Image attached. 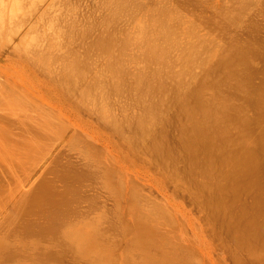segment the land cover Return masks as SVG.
<instances>
[{"label": "rangeland", "instance_id": "1", "mask_svg": "<svg viewBox=\"0 0 264 264\" xmlns=\"http://www.w3.org/2000/svg\"><path fill=\"white\" fill-rule=\"evenodd\" d=\"M9 1L10 0H8V2H6V1L5 2L7 3L8 7L11 6L12 8L10 9V8H7V6H6L7 13H5L4 7H3L4 9L0 8V10L3 11L2 13H4V17L6 19V20H4L5 22L4 21L0 22V110H1V112H0V126L3 124L0 127V130L2 129L0 133H2V131H6V133H2V135L0 134V139L3 137V139L5 141L4 135H6L8 137V140L11 139L12 141H14L13 142L14 145L18 146V144H19V146H20L21 141L23 139V136H22L23 134L21 133L20 130L22 128H24L22 125L23 124L22 122H24V120H25L24 117H25L26 113L31 111L32 103L34 102L33 104L38 108L39 111H40L41 106L43 104L54 105L58 109L62 110L65 115H68V117H70L72 120H74L75 123H78V125L76 124V127L74 125H73V127L78 129L77 132L80 130L79 131L80 136H82L83 139L88 140L90 142V144L92 146H94L97 153H99L100 155L97 157L91 156L90 158H88L91 154L94 155L93 152L92 153L89 152L90 154L88 153V154L84 155V153H85L84 149L80 152V150L78 149L79 147L78 148H71L69 146L68 142H65L61 139V140H59L58 147L55 150H53V152H51L49 154L50 158L53 157V154L59 153L62 161L73 162L76 165H78L81 170L86 168V160L85 159L88 158L87 160L93 161L94 159L98 158L102 162L101 166L104 168V170L110 171L111 176L114 180H119V181L121 180L120 179L121 177L118 174V171L121 170V173L120 172L119 173L121 174V176H123V178L125 180L127 177H130L132 180H135L137 183L141 182L142 184H140V183H138V184L140 186L143 185L145 187V189H144V187L141 186V189H143L141 192V189L139 188V190H140L139 193H141V194L139 195L136 193V195H137V199L139 197L138 200L141 203H144L143 205L146 207V209L147 210L151 209V205H153V203H155L154 198L157 196L158 201L162 204V205L158 206L157 209L163 210L164 208H166V210H168L169 212H171L174 215V216H170L171 219L177 220V222L179 224L178 225L177 223L174 222V224L175 225L177 224L176 226H178L174 229L176 232L171 227L170 228L168 226L165 227L166 230H167V228L170 229L169 231L173 230V235H174V237H177L176 240L178 241L177 244L175 242H173V243L167 242L165 251L168 252V254H171V256L167 255L166 258L169 257L171 259V261L174 262L175 264H186V262H185L186 259L189 258L190 256H192L196 252L197 257L195 256V254L193 255L194 264H258L260 261H262V260L264 261V259H262V258H264V255H263L264 254V244H263V242L262 241L254 242L251 246H245L243 249L238 250V249H236L235 243L233 242V231L231 230V227H230V223H238V221H240V222L246 221V219H249L252 216L255 217L256 215H258L259 212H261L260 216L261 215L264 216V150L262 149L260 142H259L260 137H262L263 133H264V103L261 105L260 108L257 107L256 101L249 95V92H254V91L259 92L262 88H264V0H244L243 1L244 3H242V0H143V2L145 1L144 3L142 2V0H140V1L133 0V3H131L133 6L134 4H136V1L142 2L144 5L146 3L148 7H151L152 4L155 5L157 3L155 5L157 7L158 3L161 1L160 5H158V7H164V8H162V9H165L164 12L168 13L169 11H167L168 9H166V8L169 7V10H171L173 13L176 12L174 14L175 15L177 14V16L179 17V20H181L183 18L181 20L182 24H181V22L177 21L178 19L172 18V20L170 21L172 25L170 24V22H169V25H171L173 27L176 26V28H177V27H179V25H178L179 23L181 25H183V23L186 21V23H184V25L186 26V24H187V28L186 27L184 28V26L180 25V27H183V28H180V27L179 28L182 30L184 29V30L182 31L180 29H177L178 33H179V31H181L185 34L180 36V35H178L177 32H175L177 35V36L176 35L175 36L176 37L179 36V38H176V39H180L182 36L183 37L185 36V38H181V40H180L181 42H182V40H185L187 37L189 42H192V43L195 42V47H196L195 50L199 49V51L196 52L194 58L192 60H190L189 63H186L185 60H184V62H182L181 60H177L179 58L177 56L178 58L177 59L175 58V60L173 62L174 65H173L171 61H168L171 59L170 58L171 56L170 57L168 56V58H170V59L166 58L167 63L171 62V64H169L170 69H172L171 68V65H172V67H174L176 71L178 70L177 73L179 71H181V72H185L186 75L183 76V74L181 72H179L180 74H182V78H179V79H182L185 85L179 84L178 82L180 80L176 76V79H178L177 80L178 82L177 81L176 82L178 83V85H181V86H179V87H181L179 89L177 84L174 82L176 80V79H174L175 76L173 73L175 70L174 71H170V69L168 70L169 67H168L167 63L165 64L168 68H167V71H163V72L165 74L167 72V75L169 74V72H172V75L174 76V77L172 76L174 84L170 85L171 91L167 92V96L166 95L164 96L163 94H162L163 96H160L162 91H160V92L156 91V94H154V95L158 99H160L158 97V96H160L162 98L161 99L162 101H163V99L165 101H168V100H170V101L176 100L177 101V100L183 98V96L178 95V99H176V98L174 99L173 92H175V90H177L178 93H180V90H181V95H184V94H182L183 90H184L185 94L189 93L190 91L192 92V90L199 87V85H201L202 82H204L205 80H207V82H213V81L216 82L217 81V83L219 81H221L220 79L223 78V75L220 76L217 74H221L222 71H221V73H216V70H215L216 65L220 61L225 59L224 57L228 56L231 53V51L235 50L236 48H239L241 50L238 53H240V55L246 59V63L244 65L241 64V65H238V67H237V71L240 72L239 73L240 75L245 73L248 77V83L245 86V90L240 91L239 89L236 88V83H237V76L236 75H232V76L228 75V77L227 76L225 77L224 84L222 85V87H220L221 89H220L219 93L221 94V96H218V99L223 100L225 98H228L229 103H231L232 106H234L235 109L238 111V117L236 115V112L233 110L234 111V114H233V111H232V114L236 115V118L238 119V120L236 119L237 122H234L235 125H238L237 127H239V125L241 123L247 125L244 128V134L242 133L243 135L239 133L240 130L236 131L237 128H235V130H234V128H233L234 125H231V128H232L231 133L235 131L233 136L234 137L239 136L240 140L238 142H240V143L242 142L241 144L238 143L239 145H242L241 147L238 146V147H240V149L238 148L239 149L238 150L239 155H241L242 152H244V151H254L259 156L260 162H258V165L256 167L257 170L256 169H255L256 171L254 170L256 173H254V171L246 173V172L239 170V169H237V170L235 169V170H232V172H230L231 169H229V167H227L225 165L218 167V165H217L215 167V171H213V173L215 175L212 178V184L210 183V185L208 187L205 186L204 189H201V192L199 191L200 187H198L199 186L198 182L202 178H205V179H209V178L206 175L202 174V172L200 170H192L193 172L190 171L191 170L190 169L191 168L190 161H192V160L190 157H188L185 153H183L181 151H178V152H181V154L179 153L180 158L178 157V159H177L180 163L178 161H175V162H177L175 164H177V166H179L178 168H180V169H178V171H176V174L178 176L171 177L166 172V170L165 171L162 170L163 172H165V178L161 177L160 175L159 176H153V177H157L158 180H160V181L155 179L157 181L151 182L147 178H143V177L139 176V174H140L139 170L140 169L141 170L143 168H144V170H146L147 168L150 169V167H153V165H151L150 163H147V161L146 162L142 161L143 162L142 163L139 161L138 158L133 157V155L130 154L131 149L129 148L130 144L128 142V139L127 138L125 139V137H129V136L131 137V136L135 135V133H134L135 130L133 131V129H132L133 127L130 126V123H129L132 121V119L129 120V122H127L126 123L127 125H126L125 124L126 121L125 122L123 121V120H125V117H126L125 115H127V113L132 114V115L134 113H136L138 115V113L140 111H138L137 108L139 107V105L141 103L145 104L147 102V98L149 97V94L146 93L145 94L146 96L148 94V97L145 99L146 102H144V101L140 102V101H142L141 100L142 96L140 97V96L134 94V90H135L134 85L135 84H133L131 82V80L133 81L134 79H131V80L129 79L130 81L128 82V79L126 78L127 79L126 82L128 83V85L123 86L122 88L124 90V87H125V89L127 87L128 92L124 93V91H123V92L117 93L116 91L115 92L112 91L113 93H117V94H113L116 97H114V96L112 97L111 94H110V96L108 95V98L109 97H110L109 99L113 98L116 101V103L112 102L113 99L107 100V102L110 101L109 104L111 103L112 105L114 104L116 106L115 107L113 105V107H114V109H113V107H111L110 106L111 104H110L109 107H111V108H109V111L111 109L113 111H115V112H111L112 110L110 111L111 116H113L115 113L116 114L118 113L117 115L115 114V117L117 116V118L120 121L122 120L121 121L122 123L124 122L123 127H124L125 131L124 130L123 131L127 135L124 134L125 137H123V136H121V138L118 137V133L116 134L110 129L111 126H109V122L104 123L101 120V116H100L101 113H99V112H102L103 108L101 107L102 109H100V107H99L100 105L98 106V104H100L99 102H101L102 100L107 98V96H106L107 94L105 93L106 94L105 98L100 101L99 100V99H101V98H99L100 92L98 90H96V86H97V83L100 85H103V83H104V84H106L108 91H109L108 88H111V86L110 87L108 86L109 80H111L110 81V83H111L115 76L112 74L113 78L111 79V75L109 73H107L110 68L107 69L105 62L107 61V64H108L109 63L108 61L109 60L111 61V58L108 56L110 54L106 55V53L111 52L112 55L113 54L116 55L115 54L116 52L112 53L114 51H111V50L109 51L110 48L107 50H105L104 48L100 49L102 47L99 46L98 42H95V40L97 38H101V30H103V32L108 31V30L112 31V29L109 28L112 25L114 26V25L121 24L118 26L119 27L118 29L126 28L123 23L127 24V21L129 22V20H126L125 22H123L126 17L124 18L121 15H123L124 12H125L124 16H125L126 12L128 13V14H126V15H128L126 19L131 18V20L132 19L135 20L138 17L140 20L143 17V15H145V11H140L139 13H131L133 11L134 7L131 6L132 10L128 7H127L128 10L123 8L122 10H124V12L120 15L121 21H119L116 16L114 17V14H113V17L119 21L118 22L119 24L116 22V20H114L113 22H115L116 24L112 23L111 25H109L112 22V20L110 19L112 13H110L109 11H111V8L114 9V6L111 7L110 5H108V6H110V8H109L110 10H109L108 7L106 8L103 5V4L109 3V0L107 3H106V0H104L105 2L102 0H82V1L77 0L78 2L76 0H74L75 2H73V0H71L73 3H75L73 5L71 4L70 0L69 1L59 0V2L57 0H36V4H34L35 0H33V2H32V0H26V2H20V4L18 1H21V0H16V1L14 0V3H15L14 5L8 4ZM12 1H10V3H12ZM0 2L2 4V1H0ZM5 2L2 5H5ZM17 2H18V4H17ZM31 2L34 5H32ZM21 3H23V4H21ZM161 3H162V5L165 3L168 6H164V5L161 6ZM62 4H66L68 6L65 5L66 6L65 7ZM69 4H71L73 7L75 6L76 9L79 8L80 6H82V8L83 9L85 8V9H84V11L80 12L79 9H81V8H79V9H77L78 10L77 13H75V12H73L75 7L72 8L73 11L71 9L67 8V7H70V8L72 7V6H69ZM109 4L114 5L113 1ZM31 5L33 7H31ZM59 5H60V8L62 7L61 9L64 8L66 11L65 12L64 10H62L63 12L62 11H60V12L66 13L65 15L67 17L62 18V16H64V14H62L61 18H59L60 17V16H58V13H59L58 11L60 9V8H58ZM242 5L244 7H242ZM30 8H32V9H30ZM9 10H11V11H9ZM67 10H70L72 12L67 13L68 12ZM98 11H99V13H96ZM108 13H110L109 16L107 15ZM129 13H131V14H129ZM5 14H6V16H5ZM53 14L56 17L58 16L57 20H56V17L55 18L53 17ZM69 14L72 17H73V15L75 16V14H76V16H77V17L75 16L76 20H74V17L72 18ZM132 14H134L133 17H131ZM136 14H137V16H136ZM105 15L107 16L106 19L104 18ZM117 15H119V14H117ZM175 15H174V17H176ZM135 16H136V18H135ZM140 16H142V17H140ZM163 17H165V19ZM166 17H167L166 15H164V16L161 15L160 21H162V19L166 20ZM65 18H68V25H66L67 19H65ZM77 18H78V20H80L79 22H77ZM103 18L105 19L103 21L106 23H108L106 21L107 19H109L108 21L111 20L109 24H106L109 27H108V29L104 28L105 30L102 29L103 27L106 26L105 23H103V21H102ZM53 19H54V21L56 20L55 22L53 21L55 24H56V22H58V23H60L61 26L64 22L63 19H65V21H66L64 23L65 25H63L61 27L62 30L64 29L63 31H61V29L58 27V26H60L58 23H57L58 26H56L54 24L55 25L54 28L56 27V29H54L53 27H51V29H49L50 24L53 25V23L51 21ZM58 19H62L61 22L62 21L63 22L61 23ZM167 19H168V17H167ZM174 19L179 23L174 21ZM73 20L75 23L76 22H77V24L79 23L80 26L84 27L83 24H85V27H89L90 29L93 28V31H94V29L96 30L95 26H98L101 29L100 30L97 29L95 31V32H97V33H95V36H93L94 32L90 29H89L90 32L88 31L87 33H84V34L79 32V30H77L81 35L83 34L82 37L85 36L84 39L82 37L80 38V34H78L77 31H76L77 34H76V32H73V33L76 35V37L79 36V39H77L75 37V35H73V37L70 38V36L73 33H71V35L68 37L69 32L67 31L68 32V34H67V32L65 30L68 29L69 23H72ZM85 20H88V21H85ZM89 20L90 21L92 20L93 23H92V21H91V24L88 23ZM82 22H84V23H82ZM85 22L87 23V25ZM97 22L99 23L98 25H97ZM174 23H175V25H174ZM128 24H130V23H128ZM128 24L126 26H129V28H131V25H128ZM64 26H67V27H64ZM188 26H190L192 28L189 29ZM58 28H59L60 32L57 31ZM53 29H54V31H53ZM153 29L155 30V27H153ZM153 29H152V31H153ZM47 30H49V31H47ZM127 30H128V27L126 29L119 30V31H121L119 33H118V30L115 31V32H117L116 34H118V36L115 34V36H117L118 41L122 40L126 36ZM157 30L158 29H156L155 31L157 32ZM186 30H189L188 34H187ZM174 31H176V29ZM54 32H56V33H54ZM61 32L65 33L66 35L64 34V36L66 38L67 37L70 38L69 40L73 43H71L66 38H60V41H59V39H57L58 40L57 41L55 39V37L58 38L59 34H60L59 37L60 36L63 37V33L61 34ZM108 32H106V35L108 34ZM113 32H114V30H113ZM113 32H111V33H113ZM181 32L179 34H181ZM98 33L100 35H98ZM122 33H124V35H123L124 37L121 35ZM153 33H154V31H153ZM36 34L38 35V37H36ZM54 34H56V35H54ZM109 34H110V32H109ZM119 34H120L122 39L120 38ZM199 34H203L204 37L199 36ZM50 35H52L54 37L51 39H49L50 37L47 39L45 38V37H48ZM186 35H189V37ZM196 35L199 38H197ZM34 36L36 37V41L33 40ZM41 36L43 37V39L41 38L42 41L40 39ZM86 36L88 39H86ZM161 36L163 38V35H161ZM193 36H195L193 38L194 40L192 39ZM89 37L93 38V42H95L97 44L92 43L91 42L92 39H90ZM94 37H96V38H94ZM102 37H104V34H102ZM73 38L75 39L74 41H73ZM62 39H65V40H63L64 42L62 41ZM160 39H158V41H160ZM47 40H49V41H47ZM76 40L79 43L78 46H77V44L74 45V42ZM33 41L36 42L37 48L38 47L42 48L44 50V52L46 51L45 53H47V54H48V50L51 49L49 54L54 52V54H51L54 59H56L57 56H60V57L62 56L66 59V61L64 62V60H65L64 58L61 57V59H59V57H58V59H56V63H59V64L55 63V65H56V67H55V65L52 66L55 60H53L51 57L48 58V60H53V61H51L53 63H51L50 64L51 66H49V67H51L52 70L54 69V71H55V72L53 71L54 76L58 71L59 72H60V70L62 71V62H61L62 60H63V67H65L66 65L64 66V63L68 64L67 61L73 60V59H71V57H73L72 54H75L74 59H80V58H83L84 56L88 57V55H89V58H91V59H89V58L87 59L88 63H89V60L94 61V59H96V58H97L96 60H100V62L98 63L95 60L96 61V62L94 61L95 64L97 63V65L95 67L94 62L91 61L93 63V65L92 66L90 65V66L95 67L92 69H91V67H86L88 64L85 63L86 64V66H85L86 70L88 69L87 71L90 73V75H89V73H87L85 75H86V77L88 76L89 78L94 77L97 80H94L93 78L92 79H89V78L85 79L84 78L85 75H83L84 77L83 76L81 77L83 79L80 78L81 80H83V82L80 81L82 83L83 87L81 86L79 81L78 82L80 84V87H79V85L76 86L77 90L75 87H73L71 89L68 88V90H67V87H62L54 79L52 80L53 75H52V73L51 74L49 73L50 68H47V65L45 66V64L43 65L44 66L43 67L42 64L40 63V61L38 62L39 58L38 59L35 58L37 55L29 57V55H31V53H32V55H34L33 48L35 49V43ZM55 41H56V43H55ZM66 41H68V42H66ZM77 41L75 43H77ZM82 41H83V44L81 45ZM88 41H89V43L85 44L86 45L85 46L84 43H86ZM163 41H164V39L162 40V42ZM188 41H184V43L182 42L181 43L182 46L184 44V46H188L190 48ZM179 42H176V43H178L180 47L178 46V44L176 45V47H174L175 46V44H174V46H173L174 48L172 49V47H171V49L172 50H174L176 48L178 49V47H179V49L182 48L181 44ZM30 43H32V44L34 43L33 44L34 47L33 46L30 47L32 45ZM39 43H40V46L41 45H43V46L40 47L38 45ZM59 43L60 44L61 43H66V44L70 43V44H67V46L70 45V49H72V45H73V49L76 51L78 48L81 49V50L78 49L80 53H78V51L75 52L73 49H72L73 51H71V50L69 51L68 50L69 47L67 48L66 45L61 44L62 46L64 45L63 46L64 49L67 48V51L69 54L73 52L70 56L66 51L65 52L61 51L63 49H61L62 46ZM90 43L93 46L94 45H96V46L92 47V45ZM185 43H186V45H185ZM29 44H30V46L28 47ZM47 44L48 45L52 44V46L48 47ZM88 44H90V46ZM140 44L142 45V43H140ZM44 45H46L48 48H46ZM136 45L138 46L139 44H135L134 46H130L128 51L133 52V54H134V52L137 53L136 51H139L140 53H142L141 50H142V48L145 49V47L140 45V47H142L141 50H139L140 47H138L139 49L137 48L138 49L137 50V49H135V47H137ZM143 45H145V43ZM74 46L76 49L74 48ZM80 46H82V47L85 46V48L83 47L84 48L83 49ZM87 46H89L92 50H89L90 48ZM27 47L29 48V50H32V51L31 52L28 51ZM54 47H56V49ZM95 47L97 50L100 49L99 50L100 53L101 52L103 53L105 51L104 56H102V54H98L99 51L95 50ZM97 47H99V48H97ZM59 48H60L59 51H61V52H57L58 55L56 56L55 52ZM132 48H133V50H132ZM189 48H188V50H189ZM38 49L35 52L36 54L40 53V51H41V49H40V51ZM45 49H47V50H45ZM52 49L55 51H52ZM111 49H113V48L111 47ZM144 49H143V52H144ZM83 50H85V51L89 50L88 51L89 53L86 55L85 51H84V53H82L83 54V56H82L81 52H83ZM90 51L92 52V54ZM95 51H97V54ZM179 51L181 52V50H179ZM179 51L176 50L177 53ZM23 52L25 53V56L27 55L26 56L27 59L24 57ZM169 52H171V51H169ZM183 52H184V50L182 49L181 54ZM62 53L65 56L67 54L68 57L66 56L67 57L66 58L65 56L62 55ZM177 53H175V54L173 53V54L176 55ZM99 55H101V57L98 59ZM112 55H111V57H112ZM168 55H171V54H168ZM174 55H172L173 58L175 57ZM178 55L182 57L183 54L180 55V53H178ZM79 56H81V57L79 58ZM92 56H93V58H92ZM137 56H138V59H137ZM137 56L135 55V58H134L135 62L132 63V61H134V60L129 61L131 63H129L127 61V64L129 63L127 65V67L130 65L129 73L131 71V73L134 74V76H135V72H139L140 69H142V70L147 69L148 74L150 73L149 71L153 72L155 65L158 63V62L155 63V61L160 60V58H158L157 60H156V58L153 60L151 59L152 63H155L152 65V64H150V62H151V60H149L150 58H148V56H147L146 60L147 59L148 60L146 62L148 63L150 68L148 65H146V67L148 66L146 68V67H144L145 62H143L146 56L145 57H144V55H143V57H141L142 55H140V56L137 55ZM32 57H33V59L34 58L35 59L33 60ZM105 57L106 58L109 57V60L106 59ZM140 57L143 59L142 64L144 66L140 63ZM238 57H239V55H238ZM183 58H185V57H183ZM104 59H105V61H103ZM235 59H237V58H235ZM85 60L83 59L81 61L84 62ZM161 60H163V59H161ZM57 61H59V62H57ZM37 62H38V64H37ZM79 63H81V62H79ZM161 63H162V61L159 62L157 64V66L159 65V67H161L163 65L162 67H164V64H161ZM82 64H84V63H81V65ZM99 64H101V65H99ZM102 64H104V65L102 66ZM160 64H161V66H160ZM59 65H61V66H59ZM84 65H82V66H84ZM98 65L101 67H99ZM151 65L154 67L153 69H152ZM41 66L43 68H41ZM57 66H59L60 68L58 67V69H57ZM52 67H54V68H52ZM162 67L160 69H163ZM130 68H131V70H130ZM93 69L97 72L100 71L99 69H101V70L103 69V71H107L106 73L104 72L105 73L104 75H106V74H107L106 76L110 75L109 76L110 79L107 80L108 77H106L104 75H103L104 78L100 77V73L102 76L103 71H100V73H98L99 76H97L98 77L97 78L96 77L97 74ZM160 69H157V70H159V72H160ZM52 70L50 72H52ZM92 70L94 71V75L96 74L95 76H93ZM155 70H156V68H155ZM164 70H166L165 67H164ZM152 72L150 74H153ZM161 72H162V70H161ZM217 72H218V70H217ZM47 73H49V74H47ZM111 73H113V72H111ZM131 73H130V76L132 75ZM180 74H175V75L180 76ZM50 75H52L51 79H50V77H48ZM216 75L218 76L217 80L215 77ZM127 76H129V75H127ZM99 77H100V79H99ZM105 77H106V79H105ZM131 77L133 78V76H131ZM158 77H159V80H158ZM160 77H161V75L158 73V76H157L158 84H160V81L162 79ZM170 77H171V75L169 76V78L168 77L166 78V75H165V79H168V80L164 79L165 86L168 84L166 82H168L169 79L172 80V78H170ZM98 79L101 82L103 79H105L106 81L104 80V82L101 84L100 81H99L100 83L98 82ZM218 79H219V81H218ZM84 80H86V81H84ZM89 80H91V83L96 82V84H95L96 86L94 85L95 87H93V84H91L90 86L93 88L91 90V92H93L94 88L96 90V91L94 90L95 92H93V93H96L94 95H96L98 97L97 98L94 97L95 99L94 98L93 99H94V101H98V103L96 102L97 105L95 103L92 105L93 93H92V96L89 93H88L89 95L86 94L88 91H90L89 89H91V87L89 89L87 88V87H89V84H87V81L90 82ZM208 80H211V81H208ZM53 81H55L54 83H57L59 85L58 86L59 88H60V86H61V88H64V89L66 88L65 92H64V89L61 90V88L60 89L57 88V86H56L57 84H55V85L52 84ZM10 82H12V83H10ZM106 82H108V83H106ZM170 82H172V81H170ZM183 82H181V83H183ZM215 82H213V83H215ZM113 83L114 82H112L111 84H113ZM46 84H49L50 86L46 85ZM86 84H87V86H86ZM52 85H54V86H52ZM173 85H175V88ZM129 86H131V87H129ZM182 86L184 88H182ZM53 87H55L56 89ZM78 87L80 90H83L85 92V93L84 92L82 93L84 96L86 94L87 98L89 96H90V98L87 99L85 96V98L83 99L81 96L82 91L79 90L80 91L79 92ZM81 87H82V89H81ZM172 87H173V89H172ZM83 88L84 89L87 88L88 91H86V89L84 90ZM103 88L105 89L106 87H103ZM128 88H132L131 93H133V95L130 94L131 89H128ZM166 89H167V91L169 90V88H166ZM166 89H165V91H163L165 94H166ZM75 90H76V92H75ZM185 90H186V92H185ZM66 91H67V93H66ZM69 91H70V93H69ZM97 91L99 92L98 95H97V93H98ZM175 93H174V96L177 97V93H176V95H175ZM205 93L207 95L211 96L210 94L213 95L214 89L211 86H207V87H205ZM118 94H120V95L117 96ZM124 94H127L126 96L129 98V99L127 98L128 100L125 98L126 96ZM128 94H129V96H128ZM121 95H122V97H121ZM123 96H124V99L127 100V102L124 99H122ZM135 97H136V99L138 98L137 102L135 101L136 100ZM144 97H142V99ZM150 97H151V95H150ZM150 97H149V99H150ZM179 97H181V98H179ZM115 98H117L118 100L120 99L121 101H123L124 104L120 100L119 101L122 104L120 102L118 103V100H116ZM139 98H140V101H139L140 103L138 102ZM169 98H172V99H169ZM83 100H84V102H83ZM88 100H90V102H88ZM85 101L87 103H89L91 106H89V104L87 106L86 105L83 106ZM128 101H129L130 107L128 106L129 109L128 108H126V109L130 110V111H127L126 109H125L126 110L125 111L123 109H124V106L126 103H127L126 105H128ZM165 101L163 102L164 104H162L164 106L161 105L162 107H165V105L167 103V102L165 103ZM170 101H168V102H170ZM172 101L170 102L171 104L167 103L165 109L161 110V113H163V116L160 114L161 118H159L158 121H156L157 124L155 122V124L158 127L153 124L154 127L156 128L154 130V127H153V130L155 133L156 132L159 133V129H164L165 126H166V129L169 128L167 130L172 131L170 134H169L170 131H166V133L168 132L169 136L167 135V137H168L167 139H169V140L171 139V137L173 138V136H175L174 138L179 139V137L176 136L177 132L181 136V131H178V130H180V129H178L180 126L179 127L177 126V121L178 120L180 121V119L177 117L180 115V113H179L180 106L178 105L179 104L178 102L172 103ZM81 102H83V105L81 104ZM87 103H85V104H87ZM138 103H139V105H138ZM117 104H120V105H117ZM95 105H96V107H95ZM101 105H102V103H101ZM145 105L143 107H142V104L140 105L141 108H143V110H144ZM93 106H94V108H96V110L93 108L94 111L93 110L91 111ZM9 108H11V109H9ZM97 108L99 109V111ZM133 109H135V110H133ZM140 110H141V114H143L142 109H140ZM163 110H165V112ZM96 111H98V112H96ZM2 112H3V114H2ZM8 113H10V114H8ZM176 114H178V115L176 116ZM119 115L121 117L123 116L124 118L122 117V119H121V117H119ZM4 116H5V118H3ZM181 117L180 118H181L182 123H183L184 122L183 115H181ZM130 118H134V117L131 116ZM177 118H178V120H177ZM2 122H4V123H2ZM178 123H180V125L182 124L181 121ZM232 124H233V122H232ZM128 125L130 126L132 132H131V130L129 131V129L127 128ZM125 126H126V128H125ZM2 127L4 128V130ZM173 127H175V128L173 129ZM174 132H176V133H174ZM237 132L240 135L235 134ZM242 132H243V130H242ZM145 134L146 133H144L142 135V136H144L143 138L139 137V136L136 138L139 140V141L137 140V142H136V143H139V145H140L141 140L142 139L144 140L141 144L143 146L140 145L137 148L138 150H134L135 152H138V155H141L142 153H144V151H146V148L144 147V142L148 141L147 143H150V141L148 139V138H150V137H148L149 134L147 133V135H148L147 139L148 140L145 138L146 137ZM156 134H153V135H156ZM241 135L243 136V139L240 138V137H242ZM178 139L177 140L172 139L173 142L176 141L174 143L170 140L174 145V146H170L171 148L175 147V149H176L178 144L180 146L181 139H179V140ZM237 139L238 138H236L235 140L237 141ZM241 139H242V141H241ZM123 140H125L124 142H125L126 146H124L125 145L124 142L123 143L121 142ZM126 140H127V142H126ZM169 140H168V144H169ZM178 141H180V143H178ZM127 145H129V146H127ZM133 146H135V145H133ZM145 146H146V143H145ZM148 146H149V144H148ZM144 148H145V150H144ZM99 150L102 152L100 153ZM146 152L144 155L142 154L143 156L141 155L139 157L149 158V156H147L148 153L146 154ZM176 154H178V153L176 152ZM18 158L16 156H14V154L12 152H9L7 150H4V153L0 151V191L1 192L4 191L3 193H7V191L8 192L10 191L9 189H14L13 193H15L16 196L20 197V199H21V200L19 199L20 201H22V200L23 201H29L32 199L30 196V191L27 187V185L29 183V177H28L27 169H26L27 167L25 165H23V163L18 164L21 162L20 158H23V156L21 155ZM184 158H186V160ZM188 162H189V164H188ZM178 163H179V165H178ZM137 167H138V169H137ZM64 169L65 168L60 169L59 171H65ZM97 169H99V168H97ZM55 170L52 173H51V171L49 173H47L46 178L53 182V188L57 193H67L70 197V200H69V197L67 195L68 198H65L64 199L65 201L63 200V202H62V204L65 202L64 204L67 206H64V204L63 205L60 204L61 205V206H59V207H61L60 211H62L63 213L66 211H67V213L71 212L70 213V214H72L71 216H73L74 219L76 220L77 219L76 216L79 214L78 212H80V214H81L82 213L81 210H83V212H88V213H85L86 214L85 217L91 216V218H92V217H95L97 215V217L92 218V219H96V221H98V214H96V215L94 214L97 212L95 210H97V208H98V210H101V207H102V210H104V211L107 209L108 214L107 215L105 214L106 217H104V220L102 222H99L100 227H102V229H104L103 232H105L104 234L107 237V238L105 237V239L102 240V242L109 245L110 247H114V248L120 250V251H118L119 255H121L123 258V259L120 258L121 259L119 261L120 264H131L132 262H134V260L132 261L133 257H138L137 255H139V254H137L135 252V250H136L134 248L135 246L132 245L134 243L132 236L129 235L127 232H124L123 229L121 228V226L117 223V220L115 217V214H116V204L115 203L117 202V195H116V197H115L116 199H115L114 193H113L114 191L112 192L110 188L105 187L104 184H102L104 180L101 177V172L100 171L98 172V170H96L93 167H88L87 171L94 172L95 174L100 173L99 174L100 177L98 178L97 174L95 177H91L88 175L89 178H92L94 180L93 182H91L90 180L87 179V177L85 175L81 174L80 182H78L76 184V185H78L80 183L79 189H77V193L75 194L77 196H75V195L70 196V194H69L70 189H67V188H70V185L67 184V187H66L65 181L62 179L60 174L55 172ZM150 170L152 173L157 174V171H154V168H151ZM135 171H137V173ZM124 172L128 176L125 177V174H123ZM211 176H212V174H211ZM160 184L161 185L163 184V185L161 186ZM216 187L220 188L219 189V193H220L219 195L223 199L224 206H225V209L222 211L221 215L214 212L212 207H211L212 201H213L212 192L214 189H216ZM72 188L73 187H71V189ZM152 189H153V191H152ZM63 190H65L66 192ZM148 190H149V192H151V193L153 192V193L152 194L149 193ZM14 191H16V192H14ZM155 191L157 192L156 194H155ZM143 193H144V195H143ZM145 193H146V195H145ZM164 193H165V195H164ZM151 195H153V196H151ZM146 196H148V197H146ZM25 198H27L29 200H26ZM74 198H76V199L73 200ZM146 198L148 201L146 200ZM148 198H150V199H148ZM67 199H68V201H67ZM19 200L17 202H20ZM69 201L70 202L73 201V202H71L72 204H69L70 203ZM150 202H152L151 205H149ZM147 204L150 207L146 206ZM72 206H73L74 210H72ZM67 207L70 208V210H66V209H68ZM103 207H105L106 209L105 208L103 209ZM241 209H244L242 213H240L242 211ZM113 211H114V213H113ZM91 212H93V214H91ZM151 212H153V211H151ZM155 212H153V214ZM63 213H60V214H62V218H64L65 215H66L67 219L69 217V220L73 218V217L69 216L70 214L64 213V215H63ZM80 214L77 216L78 219L82 218L80 216ZM158 215H159V213H156L157 217L154 216L156 218V220L158 218L160 220L164 219L163 221H167V220H165V217L164 218L162 217V214H160V216L162 218L160 216L158 217ZM99 216H100V214H99ZM262 216L260 217L261 219L264 218ZM20 217L21 218L18 217L19 223L21 221L20 225L23 224L24 219H34L33 220L34 222L36 219V221H37L36 223L39 224L40 226H42L44 224L47 225V223H48L47 218L45 216H42L41 214H25L24 216H20ZM39 217H41V220H42V218H43V220L45 219V222L42 220L44 224L43 223L40 224V222H42V221L39 222V220H40ZM166 217H168L167 214H166ZM37 219H39V220H37ZM0 220H2L4 223L6 222V220L3 217H1V215H0ZM73 220H71V221H73ZM31 222H32V220H31ZM34 222H32V223L34 224ZM188 222H190L191 225ZM32 223L30 224V227L33 226V228H29L30 230H28V231L26 228H25L26 231H25V229L22 230V228H24V227L16 224L19 227L17 230H14L15 232H13V230L9 226H8L9 227L8 228L3 223L0 222V235L5 236L9 233L8 238H9V236H11L9 238L10 242L12 243L15 241L14 242L15 244L14 243L13 244L20 251V255L22 257L21 263L43 264L42 262H44V264H91V263L94 264V262H91V261H90V263L85 262V261H89V260L88 259L85 260L86 258H83L84 255L83 254L81 255L80 252L76 253V252H71L69 250L66 251L65 248L63 249L64 246L58 245V243H59L57 241L58 237H56V235H54V233H52V231H50V229L45 230V231L43 228H39V229L34 230V228L39 226V225H37L35 223L34 224L35 226H34ZM114 224L117 226L114 227L115 226ZM188 225H190V226H188ZM159 226L162 227L160 224H159ZM194 230H196V231H194ZM4 232H6V233H4ZM16 232H18V233H16ZM179 239H181L182 243L180 242ZM189 240L191 242H189ZM16 242H18L19 244L17 243V245H16ZM114 242H115V244H114ZM187 242L191 244V246L194 248L195 251H193L187 245H185V243L187 244ZM111 243H113V245ZM59 244H61V243H59ZM256 245L260 247L259 251L263 250V252H260L261 256L257 255V253H256L257 248H253ZM59 246H61V247L63 246V247L61 248ZM199 247H201V249L203 248L202 250H204L205 253H207L208 255L205 254V256H203V254L198 251ZM46 249H47V251L50 250L51 252H55L57 250H60L62 252L61 259L59 261H57L55 256H49V255L45 254ZM254 249H256V251ZM248 250H250V251H248ZM69 252H71V253H69ZM197 252H199V253L197 254ZM249 252H251V254H248ZM153 254H155L157 256L159 264H167L166 260H165L166 258H165V255L163 252L154 251ZM253 254L254 255L256 254L255 256L258 258H256ZM79 256H80V258H79ZM208 256H209V258H208ZM34 257L37 258L38 260L35 261L36 259ZM143 257H144V255H143ZM76 258H78V259H76ZM39 259L41 262L39 261ZM127 259H128V261H127ZM147 259H148V257H144L143 261H142V258H140V263L141 264H147ZM257 259H258V261H256ZM263 261L260 263L264 264ZM187 264H190V263H187Z\"/></svg>", "mask_w": 264, "mask_h": 264}, {"label": "bare ground", "instance_id": "2", "mask_svg": "<svg viewBox=\"0 0 264 264\" xmlns=\"http://www.w3.org/2000/svg\"><path fill=\"white\" fill-rule=\"evenodd\" d=\"M0 1H2V4H4L5 1L8 2V0H5V1L4 0H0ZM10 1H12V0H10ZM10 1H9L8 4H12V5L15 4L14 3V0L12 1V3H10ZM57 1L59 2V0H57ZM67 1H69V0H67ZM102 1H104V0H102ZM112 1H113L114 5L109 4ZM112 1L109 0V3H107L108 0H106V3L107 4H103L102 3L106 8L108 7V9L110 8V6L111 7L114 6V9L111 8V11L112 12L109 11L110 13H112L111 14V17H110V19L112 20V22L110 23L111 20L108 21L109 19L106 20L108 23H106V22L103 21V20L106 19V17H107L106 15L104 16L105 19L104 18L102 19V21H103V23H105V25L106 24H109V23H110L109 25H111L112 23H115V22H113L114 20H116L114 18L115 16L117 17V19L119 21H121L120 15L124 12V10H122V9L124 8V9L128 10L127 7L131 9V6H132L131 3H133V0H112ZM137 1H140V0H137ZM137 1H136V4H134L135 6L134 5L132 6L134 8H133V11L131 13H139L140 11H145V15H143V17L140 16V17H142L140 20H139L138 17H137L138 19L136 18L137 14L135 16V18H136L135 20H133V19L131 20V18L126 19L127 16H128V15H126V14H128L127 12H126L125 16H124V13L125 12L123 13V15H121L124 18L126 17L125 19L123 18L124 19L123 22H125L126 20H129V22L127 21V24L130 23L128 25H131V28H129V26H126L127 25L126 23H123L126 28L128 27V30H127V32L125 31L127 33L125 37L123 36L124 33L121 34L124 37L123 39L121 38V36L119 34V36H120V38L122 40H119L118 41V39H117L118 34H116L117 32H115V31L118 30V33H119V32H121L119 30H123V29H126V28L118 29L119 28L118 26L121 25V24L118 23L119 22L118 20H116V22L119 25H114V26L112 25L113 27L112 26L109 27L108 25H106L107 26L106 27L104 25L105 27H103L102 29H104V28H107L108 29V27H109L110 29H112V31H109L108 30L110 32V34H109L108 31H104L105 32L104 33L103 30H101V38H97L95 40V42H98L99 46L102 47L100 49H103L104 48L105 50H107V49L110 48L109 51L110 50L111 51H114L112 53H115L116 52L115 53L116 55H114V54L112 55L111 52L106 53V55L107 54H110L108 56L111 58V61H110L109 60V57H107V58L105 57L106 59L109 60L108 61L109 62L108 64H107V61L105 63H106L107 69L110 68L109 69V71L111 70L110 72L109 71L108 72L107 71H103L104 68L102 70L99 69L100 71H103L102 72L103 74L101 76L100 71L97 72V71H95L93 69L96 72V74H97V75L95 74L96 77L99 76L98 73H100V77H103L104 78V76L107 75V74L104 75L106 72L111 75V79L113 78L112 77V74L115 76L113 78V80H112V82H114L113 84H111L112 82L110 83V81H111V80H109L110 79V77H109L110 75L109 76H106V77H108L107 80H109L108 86L109 87L111 86V88H108L109 91L107 90L106 84L103 83L104 80L106 79V77L103 80L101 79L102 82L99 80L100 77L98 79V82L100 81L101 84L103 83L104 86L103 85H100L98 83H97V86H96L95 85L96 82H92L91 83V80H89L90 82L87 81V84H89V87H87L88 89L91 87L90 85L93 84V87L96 86V90H98L100 92V94H99V92L97 91L98 92L97 95L99 94V96H100L99 98H101V99L98 98L100 101L102 99H104L105 98V95L107 94L106 95L107 98H105L104 100H102L103 102L101 101V102H99L100 104H98V106L100 105L99 106L100 109L103 108L102 109V112H99V113H101V115H100L101 116V120L104 123H108L109 122V126H111L110 129L114 133H116V134L118 133V137L121 138V136L125 137L124 134H126V133H124V131H125L124 130V127H123L124 126V122L126 121L125 122V124H126L127 122H129V120L132 119V121L129 122V123H130V126L133 127L132 128L133 131L135 130V132H134L135 135H133L131 137L130 136L129 137H125V139L127 138L128 139V142L130 144V147H129L131 149L130 154L133 155V157L138 158L140 162H142V161L146 162L147 161V163H150L151 165H153V167H150V169L151 168H154V171H157V174L158 175L152 173L151 170L148 169V168L147 169L145 168L146 170H144V168L142 170L141 169L139 170V173H140L139 176L140 177H143V178H147L151 182H154V181H157L158 180L157 177H153V176H159L160 175L161 177L165 178V172H163L162 170H164V171L166 170V172L171 177L178 176L176 174V171H178V169H180V168H178L179 166H177V164H175V163H177L175 161H178L177 159H178V157L180 158L179 155L181 154V152L185 153L192 160V161H190V166H191V168L189 167L191 169L190 171H192V170H200L202 172V174L206 175L209 178V179L202 178L198 182V185H199L198 187H200V190H199L200 192H201V189H204L205 188V186L208 187L210 185V183L212 184V178L215 175L213 173V171H215V167L217 165H218V167L219 166H224V165L227 166V167H229V169H231L230 172H232V170H235V169L236 170L237 169L242 170V171H244L246 173L247 172H251V171L253 172L256 169V167L258 165V162H260L259 161V156L254 151H244V152H242L241 155H239L238 150L242 146V145H239L238 144V143H240V142H238L240 140L239 139V136H236V137L233 136L235 131L231 133V129H232L231 128V125H234L235 126V127L233 126L234 130H235V128H237L236 131L237 130H240L239 131L240 134H242V133L244 134V128L247 125L241 123L239 125V127H237L238 125H235L234 122H237V120H238L236 118V115L238 117V111L235 109L234 106H232L231 103H229L228 98H225L223 100L218 99V96H221V94L219 93V91L221 89L220 87H222V85L224 84V81H225V77L226 76L227 77H228V75H231V76L232 75H236L237 76L236 88L239 89L240 91H242V90L244 91L245 90V86L248 83V77H247V75L245 73L242 74V75H240L239 74L240 72L237 71L238 65H241V64L244 65L246 63V59L243 56H241L240 53H238V52L241 51L239 48H236L235 50L231 51V53L228 56L224 57L225 59H223L222 61H220L216 65V68H215L216 73H221V71H222L221 74H217V75H220V76L223 75V78L222 79L219 78L221 81H219V79H218V81H219L218 83H217V81L216 82L213 81V82H215V83H213V82H207V80H205L204 82H202L201 85H199V87H197L194 90H192V92L190 91L191 93L189 92V93L185 94L184 93V90H183L182 91V94H184L185 96L184 95H181V90H180V93H178V91L175 90V92L177 93V97L174 96V93L175 92H173L174 99L175 98L178 99V95L179 96H183V98L179 97V98H181V99H179L180 101L179 100H177V101L176 100L175 101H172L171 100L172 103L173 102H178L179 103L178 105L180 106V108H179L180 115L177 116L179 114L178 113V114H176V116L180 119L181 123H182V120H181L182 117H181V115H183V119H184V122L180 125V123H178L180 121L177 118V120H178L177 121V126L178 127L180 126L179 128L178 127L177 128L180 129L178 131H181V136L179 135L178 132H177L178 134L176 132H174V133H176V136L179 137V139H181L180 146H179V144H178V146L175 144L177 146L176 149H175V147L174 148L172 147L173 149L170 147V146H174L173 143L176 142V141L173 142L172 139H176L177 140L178 138H174L175 136L172 135L173 138L171 137L170 140L173 143L169 139H167L168 138L167 137L168 132L166 133V131H170L169 134L172 131L171 130H167L169 128L166 129V126L164 127V129H159V133L156 132L157 133L156 134L154 132V130L156 129L154 127V125L157 126L156 125L157 124L156 121H158V119L161 118V115L163 116V113H161V110L162 109H165L167 103H170L171 102L170 100H168V101H170V102H168V101H165L164 99L162 101L161 100L162 98L160 96H163V95L164 96L165 95L167 96V92H170L171 91L170 85L174 84L173 83V78H172V76H173L172 75V72H169L168 71L169 74L171 75L170 78H172V80L169 79V81L166 82V83H168L167 85L169 87L167 85L165 86V84H164V82H165L164 81L165 75H166V78L167 77L169 78L170 75L169 74L167 75V72L165 74L163 71H167V68L168 67H169L168 68V70H169L170 69L169 64H171V62H172V64L174 65L173 62H174L175 58L177 59L178 57L179 58L177 60H181L182 62H184V60H185L186 63H189L190 60H192L194 58L196 52H198L199 49L195 50L196 49L195 42H193V43L192 42H189L187 37H186L187 40L186 39L185 40H182V42L184 43V41H188V43L190 45V48L188 46H184V44L182 46V44H181L182 42L180 40H181V38H185V36L184 37L182 36L180 39H176V38H179V36L176 37L177 35H176L175 32H177V29L183 28V27H180V25L182 24L181 20L183 18L182 19L180 18L181 20H179V17L177 16V14L176 15L174 14L176 12L173 13L171 10H169V7H167V8L165 7L166 9H168L167 11H169V12L168 13L164 12L165 9H162L164 7H158V5H160V2L161 1L158 3L157 7L155 6L157 3L155 5L152 4L151 7H148L146 3H145V5L143 4L145 1L143 2V0H142L143 3L142 2H137ZM243 1L244 0H242V3H244ZM6 2H5V5H2L1 2H0V4L2 5V6L0 5V8L2 9L4 7L5 8V10H4L5 13H7L6 6H7V8H10V9L12 8L11 6L8 7V5H7ZM18 2L20 4V2H26V0H23V1L21 0V1H18ZM18 2H17V4H18ZM32 2H33V0H32ZM32 2H31V4H32ZM70 2H71L72 5L75 4V3H73V2H75L74 0H73V2L70 0ZM21 4H23V3H21ZM34 4H36V0H35V3ZM34 4H32V5H34ZM71 4H69V6H72ZM32 5H31V7H33ZM62 5L65 6L66 4H62ZM108 5H110V6H108ZM163 5L164 6H168L165 3ZM163 5L161 3V6H163ZM243 5H242V7H244ZM66 6H68V5H66ZM74 7L72 6L71 8L70 7H67V8H69V9H71L73 11L72 8H74ZM58 8H60V5H59ZM61 8L58 11L59 13L57 12L58 13V16H60L59 18H61V15L62 14H64V16H62V18L63 17H67L65 15L66 13H61L60 12L62 10L65 11L64 8L63 9H61ZM79 8H81V9H79ZM79 8H77V9H79L80 12L81 11H84V9H85V8L83 9L82 6H80ZM30 9H32V8H30ZM77 9L75 7V9H74L73 12L77 13V11H78ZM9 11H11V10H9ZM67 11H68L67 13H69V12L71 13L72 12L70 10H67ZM2 12L3 11L0 10V22H3L4 20H6L5 17H4V13H2ZM96 13H99V11L96 12ZM110 13H108L107 15L109 16ZM131 13H129V14H131ZM113 14H114V17H113ZM117 14H119V15H117ZM161 15H163V16L166 15L168 17V19L166 17V20H164L165 17H163L164 19H162V21H160ZM174 15L176 17H174ZM5 16H6V14H5ZM75 16H76V14H75ZM75 16L73 15L74 20H76L75 19ZM133 16H134V14H132L131 17H133ZM53 17L55 18L56 16L53 14ZM57 17H56V20H57ZM172 18H176V19H178L177 21L181 22V24H180L179 22H177L174 19V21H176L177 23H179L178 25H179L180 28L179 27L176 28V26H174L175 27L174 28L173 26H171L172 24H171L170 21L172 20ZM65 19H67L66 20L67 21L66 25H68V18H65ZM65 19H63L64 22L62 21L63 22L62 26L65 25L64 24L66 22ZM58 20L61 22L62 19H58ZM74 20H73L72 23H69L68 29L65 30L66 32L67 31L69 32V34L67 32L68 37L71 35V33L76 32L77 30H79V32H81L83 34L84 33H87L88 31L90 32V30L93 31V28L90 29L89 27H85V24H83L84 27L83 26H80L79 23L77 24V22L80 21V20H78V18H77V22L76 23L74 22ZM51 21H52L53 25L50 24V28L49 29H51V27L54 28L55 25L58 26L57 25L58 22H56V24H55L54 23L55 22L54 19L51 20ZM85 21H88V20H85ZM91 21L89 20L88 23L91 24ZM169 22H170L171 25H169ZM82 23H84V22H82ZM92 23H93V21H92ZM175 23H174V25H175ZM184 23H186V21ZM184 23L181 26H184V28L185 27L187 28V24L185 26ZM58 24L60 25V23H58ZM98 24L99 23L97 22V25ZM86 25H87V23H86ZM62 26L60 25L58 27L61 29ZM64 27H67V26H64ZM95 27H96V30L97 29L98 30L101 29L98 26H95ZM153 27H155V30L158 29L157 32L153 29ZM59 28L57 29V31L60 32ZM188 28L190 29L192 27L188 26ZM54 29H56V27ZM54 29H53V31H54ZM152 29H153L154 33L156 32L155 34L153 33ZM173 29L174 30L176 29V31H174ZM63 30L61 29V31H63ZM96 30L94 29V31H93L94 32V35L92 34L93 36H95V33H97V32H95ZM113 30H114L115 33L113 32ZM180 30H182V29H180ZM47 31H49V30H47ZM188 31L189 30H186L187 34L189 33ZM77 32H76V34H77ZM79 32H78V34H80ZM106 32H108L107 35H106ZM111 32H113V33H111ZM180 32L181 31H179V33ZM54 33H56V32H54ZM62 33L63 32H61V34ZM179 33H178V35H180V36L185 34L183 32H181V34H179ZM64 34L65 33H63V37H61V36L59 37V35H60L59 34L58 35V38L55 37V39L56 40L59 39V41H60V38H66L64 36ZM83 34L82 35L80 34V38L83 36ZM102 34H104V37H102ZM115 34L117 36H115ZM54 35H56V34H54ZM73 35H75V34L73 33L70 36V38L73 37ZM98 35H100V34L98 33ZM161 35H163V38H162ZM186 36L189 37V35H186ZM199 36L204 37L203 34H199ZM36 37H38L37 34H36ZM36 37L34 36V39L33 40L36 41ZM53 37L54 36L50 35V36L45 37V38L46 39L47 38L51 39ZM68 37L66 39L69 40L70 38H68ZM75 37H76V35H75ZM84 37H82V38L84 39ZM194 37L195 36H193L192 39ZM196 37H197V35H196ZM41 38L43 39L42 36L40 37V39ZM76 38L79 39V36L76 37ZM94 38H96V37H94ZM160 38L162 40L164 39V41L162 42V40ZM197 38H199V37H197ZM42 39H41V41H42ZM86 39H88L87 36H86ZM90 39H92V41ZM90 39L89 40L92 43H95V42H93V38H90ZM158 39H160V41L162 43L160 41H158ZM63 40H65V39H62V41ZM74 40L75 39L73 38V41ZM47 41H49V40H47ZM66 42H68V41H66ZM75 42H74V45L77 44V46H78L79 45L78 41H77V43H75ZM176 42H179L181 44V47L182 48L179 49L180 46ZM34 43H35V49L33 48L34 55H32V53H31V55L28 54L29 57L36 56L37 55L35 58H37V59L39 58L38 62L40 61V63L42 64V66L44 64H45V66L47 65V68H50V71L52 69L49 66H51L50 65L51 63H53L51 61L55 60L54 63H53V65H52V66H54L55 63H56V59H58V57H59V59H61V57H62V56L61 57L60 56H57L58 55L57 52H61V51L62 52H65L66 51L68 53V51H67V48L68 47H69L68 48L69 51L70 50L71 51L74 50L72 44L71 45H72V49L73 50L70 49V45L67 46V44H70V43H67V44L66 43H61V44H64V45L67 46V48L65 47L66 49H64V47H63L64 45L62 46L59 43L62 46V48L61 47L60 48L63 49L64 51L63 50L59 51L60 48L57 49V51L55 52V54H56L57 57H56V59H54L52 57V55H51V54H54V52L51 53V54H49L50 53V50H51L50 48H49L50 50H48V54H47V53H45L46 51L44 52V50L42 48H39L38 47L39 48L38 49L36 47V42H34ZM55 43H56V41H55ZM71 43H73V42H71ZM87 43H89V41L86 42V43H84V45L87 44ZM140 43H142V45ZM144 43H145V45H143ZM30 44H32V43H30ZM30 44L28 45V47L30 46ZM33 44L30 47H32ZM52 44L51 45H48L47 44V46L48 47L49 46H52ZM82 44H83V41L81 42V45ZM90 44H88V45L90 46ZM95 44H97V43H95ZM135 44H139L138 46L136 45L137 47H135V49H137L138 47H140V45L143 46V47H145V49L142 48V47H140V49L138 48L139 50H141V48H142V50H141L142 53H140L139 51H136L135 49L134 50L137 53L139 52L138 54L135 53V52L133 54V52L128 51L129 50V47L130 46H134ZM174 44H175V46H174ZM177 44L179 46L178 49L181 50V52H182V49L184 50V52L182 53L183 55L181 54V52L177 48L174 49L175 51L172 50L174 47H176ZM38 45L40 46V43ZM185 45H186V43H185ZM42 46L43 45H41L40 47H42ZM44 46L46 48H48L46 45H44ZM85 46H83V47L85 48ZM89 46H87V47H89ZM94 46H96V45H94ZM94 46L92 45V47H94ZM28 47H27L28 51L31 52L32 50H29ZM80 47H82V46H80ZM111 47L113 49H111ZM171 47H172V49H171ZM36 48L39 51H40V49H41V51L43 50L42 52L40 51L41 54L40 53H38V54L35 53L36 50H37ZM54 48L56 49V47H54ZM74 48H75V46H74ZM97 48H99V47H97ZM188 48H189V50H188ZM53 49H52V51H55ZM78 49H77V51H78V53H80L79 50H81V49H79V50ZM100 49L97 50L96 47H95V50H97V51H99ZM143 49H144V52H143ZM45 50H47V49H45ZM89 50H92V49L90 48ZM89 50H87V51L83 50V52H81V54L84 53V51H85V54L87 55L89 53L88 52ZM132 50H133V48H132ZM176 50L179 51L178 53H180V55H182V57L178 55V53L176 52ZM74 51L77 52L76 50H74ZM97 51H95L96 54H97ZM169 51H171L172 53L169 52ZM25 53H24V57L26 58L27 55L25 56ZM72 53H70V54L68 53V54L71 56ZM173 53L174 54L177 53V54L174 55ZM91 54H92V52H91ZM98 54H102V56H104L105 51L103 53L102 52L100 53V51H99ZM168 54H171V55H168ZM62 55H63V53H62ZM72 55H73V57H71V59H73V60L67 61L68 64H65L64 63V66L66 65L65 67H63V60L61 61L62 62V71L60 70V72H59L57 70L58 67L61 66V65H59V66H57V69H56L58 72L56 74L54 73L55 76L53 75L54 69L52 70V72L49 71L50 74L52 73L53 77H52V75L48 76V77H50V79L52 77V80L54 79L62 87H67V90H68V88H70V89L73 88V87L76 88V86H78V85L80 87V84L82 86V83L80 81L83 82V80H81L83 78H81V77L83 75L89 73L87 71L88 69L86 70V67H91L93 65V63L91 62L93 60H89V63L90 64L87 62V59L89 58V55H88V57L87 56H84L83 58H80L81 56H79L80 59H74V55L75 54H72ZM111 55H112V57H111ZM135 55L136 56L137 55H139V56L142 55L141 57H143V55H144V57L146 56L145 59H144V61H143V62H145V66L142 64L143 63L142 62L143 59L140 57V63L144 67H146V65H148V63L146 62L148 60V59L146 60L147 56H148V58H150L149 60H151V59L153 60L155 58L157 60L158 58H160V60L155 61V63L156 62L159 63V62L162 61L161 64H164V67L166 68V70H164V67H162L163 65L161 66V64H160V66L163 69H160L161 67H159V65L157 66L158 63L155 65V68H156V70H155V68L152 66L155 63H152V60H151V62L150 61L149 62H150V64H152L151 65L152 69L153 68L154 69H153V72L152 71H149V72L150 73L152 72L153 74H150V73L148 74L147 69L146 70L140 69L139 72H135V76L130 71V73L132 74L131 76H133V78H132L130 76V73H129V67H130V65L128 67H127V65L129 63H131L129 61L134 60ZM172 55H174L175 57L173 58ZM238 55H239V57H238ZM63 56H65V55H63ZM66 56L68 57L67 54H66ZM82 56H83V54H82ZM93 56H92V58H93ZM168 56L169 57L171 56L170 58L171 59L173 58L172 59L173 61L170 58H168ZM49 57H51L53 60H48ZM100 57H101V55H99L98 59ZM183 57H185V58H183ZM62 58H64V57H62ZM166 58L170 59L168 61H171V62L170 63L169 62L167 63ZM235 58H237V59H235ZM32 59H33V57H32ZM83 59L84 60L86 59L85 60L86 62L85 61L82 62L81 60H83ZM89 59H91V58H89ZM96 59H94V61ZM137 59H138V56H137ZM161 59H163V60H161ZM59 61H57V62H59ZM65 61H66V59L64 60V62ZM96 61L98 63L100 62V60H96ZM103 61H105V59ZM127 61L129 62L128 64H127ZM38 62H37V64H38ZM79 62L84 63V64L86 63L88 65L86 66V64L85 65L82 64V65H84V66H82L81 63H79ZM95 62H94V64H95ZM133 62H135V60L132 61V63ZM166 63L168 65V67L165 65ZM56 64H59V63H56ZM104 64H102V66ZM96 65H97V63L95 64V67H96ZM99 65H101V64H99ZM42 66H41V68L44 67V66L43 67ZM55 67H56V65H55ZM95 67H91V69L92 68H95ZM99 67H101V66H99ZM52 68H54V67H52ZM149 68H150V66H149ZM171 68L172 69H170V71H174L175 70V68L172 67V65H171ZM157 69H160V72L162 70V72L160 73L159 70H157ZM130 70H131V68H130ZM217 70H218V72H217ZM94 71L92 72L93 73V76H95L94 75ZM175 71L173 72L174 73V76H175L174 79H176V76L179 79V78H182V74H183V76L186 75L185 72L179 71V72L182 73V74H180L179 72L177 73L178 70L176 72ZM111 72H113V73H111ZM49 73H47V74H49ZM158 73L161 75L160 78H162L161 81H160V84H158L159 77H158V80H157ZM175 74H180V76L175 75ZM89 75H90V73H89ZM127 75H129L130 77L127 76ZM217 75L215 76L216 77V80H217V77H218ZM84 78L86 79V78H89V77L88 76L86 77V75H85ZM92 78L94 80H97L94 77H92ZM92 78H89V79H92ZM126 78L128 79V82L131 79H134L133 80L134 82L132 80H131V82L133 84H135L134 85L135 86V88H134L135 89L134 90V94L135 95H138L140 97L141 96L142 97L145 96L143 99L141 97V100L142 101H140V98H139L138 102L139 101L140 102H143V101L146 102L145 99L148 97V94H149V97H150V95H151V97H150V99H149V97L147 98V102L145 103L146 105L144 103H141L142 104V107L145 105L144 110H143V108H141V106H140L141 104L139 105L140 102L138 103V105L140 107V108L138 107L139 109L137 108V110L140 111L138 113V115L136 113H134L133 115L132 114H128V113H127V115L124 114L126 117H125V120H123L124 122L122 123L121 122L122 120L120 121L117 118V116L115 117V114L116 113L113 115L114 117L111 116L110 111L112 109L109 111V108L113 107L114 104L112 105L110 103L111 104L110 105L109 104L110 101L107 102V100L110 98V97L108 98V95L110 96V94L113 97L114 96L113 94H117L118 92H123V91H124V93L128 92L127 91V87H126V89L124 87V90L122 88L123 86H127L128 85V83L126 82V80H127ZM178 79H176L174 82L177 84L178 88L180 89L181 87H179V86H181L182 84H184V82H183L182 79H179L180 81L178 82L177 81ZM165 80H168V79H165ZM55 81H53L52 84H54V85L57 84V83H54ZM78 81L80 82V84H79ZM84 81H86V80H84ZM170 81H172V82H170ZM176 81L179 84H181V85H178V83ZM208 81H211V80H208ZM181 82H183V83H181ZM10 83H12V82H10ZM106 83H108V82H106ZM58 84L56 85L57 88H59L58 87L59 86ZM87 84H86V86H87ZM46 85H49V84H46ZM54 85H52V86H54ZM175 85H173L174 88H175ZM61 86H60V88H61ZM131 86H129V87H131ZM207 86H211L214 89L213 95L210 94L211 96H209V95H207L205 93V87H207ZM79 87H78V91L80 90ZM82 87H81V89H82ZM103 87H106V88L104 89ZM53 88H55V87H53ZM87 88H85L86 91H88ZM166 88H169V90L167 91ZM182 88H184V87L182 86ZM62 89H64V88H61V90ZM65 89H64V92H65ZM92 89L93 88L91 87V89H89L90 91H88L86 94L87 95L91 94V96H92V93L96 91L95 88H94L95 91L93 90V92H91ZM128 89H131L130 94L133 95V93H131L132 92V88H128ZM165 89H166V94L163 92V91H165ZM172 89H173V87H172ZM76 90H77V88H76ZM76 90H75V92H76ZM80 91H82L81 92V96L84 99L85 96H86V94L84 96L82 94L84 91L83 90H80ZM112 91H114V92L116 91L117 93H113ZM156 91L157 92L162 91L161 95L158 96L160 99L156 98V96L154 95V94H156ZM185 92H186V90H185ZM66 93H67V91H66ZM69 93H70V91H69ZM146 93H148L147 96L145 95ZM176 93H175V95H176ZM94 94H96V93H93L92 99L94 97H96V98L98 97V96H96ZM119 95L120 94H118L117 96H119ZM122 95H121V97H122ZM124 95L126 96L127 94H124ZM249 95L256 101L257 107L260 108L261 105L264 103V88H262L259 92H257V91L249 92ZM128 96H129V94H128ZM114 97H116V96H114ZM136 97H135V99H136ZM86 98H87V96H86ZM88 98H90V96ZM125 98L127 99L128 97L126 96ZM172 98H169V99H172ZM94 99L92 100L93 101L92 102V105L94 103L96 104V102L98 103V101H94ZM112 99H109V100H112ZM115 99L118 100L117 98H115ZM122 99H124V96H123ZM137 99L135 100L136 102H137ZM119 100H118V103L121 101V100L120 101ZM127 100H125V101L127 102ZM164 101H165V103L166 102L167 103H166L165 107H162V106H164V105H162V104H164L163 103ZM83 102H84V100H83ZM83 102H81L82 105H83ZM88 102H90V100H88ZM112 102H115L116 103V101L114 99H113ZM121 102L123 103V101H121ZM33 103H32V109H31V111L26 113V115L24 117L25 120H24V122H22L23 123L22 125H23L24 128H22L20 130L21 133L23 134L22 135L23 136V139L21 141L20 146H19V144H18V146L14 145L13 144L14 141H12L11 139L8 140V137L6 135H4L5 136V141H4V139H3L2 136H1L2 138L0 139V151L1 152L4 153V150H7L9 152H12L14 154V156H16L17 158L19 156H21V155L23 156V158H20L21 162L18 163V164L23 163V165H25L27 167L26 169H27V174H28V177H29V183H28L27 187H28V189L30 191V196H31V199L32 200H29V199L25 198L26 200H29V201H23V200L20 201L21 200L20 197L19 196H16L15 193H13V190L14 189H9L10 190L9 191L10 193L8 191H7V193H3L4 191L3 192L0 191V215H1V217H3L6 220L5 223L2 220H0V222L3 223L6 227L9 226L13 230V232H15L14 230H17L18 227H19L17 225H20V223H21V221L19 223V218H21L20 216H24L25 214H41L42 216H45L47 218V222H48L47 225H45L43 223V221L45 222V219L43 220V218H42V220H43L42 221L41 220V217H39L40 220L39 219H37V220H39V222L42 221V222H40V224L41 223L44 224L42 226H40L39 224L36 223L37 222L36 219H35V222L33 221L34 219H24L23 220V224L20 225V226L24 227V228H22V230L25 229V228L27 229V231L30 230L29 228H33V226L30 227V224L32 222H34V224L36 223L37 225H39V226L35 227L34 230L39 229V228H43L44 231L50 229V231H52V233H54V235H56V237H58V239L55 237L57 239V241L59 243H61V244H59L57 242L58 245H63L64 247L63 246L62 247H63V249L65 248L66 251L69 250L71 252H76V253H79L80 252L81 255L82 254L84 255L83 258H86L85 260H87V259L89 260V261H85V262H89L90 263V261H91V262H94V264H120L119 261L121 259H123L122 256L119 255V252L118 251H120V250H118V249H116L114 247H110L109 245H107V244H105V243L102 242V240H104L106 236L104 234L105 232H103L104 229H102V227H100L99 222H102L104 220V217H106V215L108 214L107 209L105 207H103V209L104 208L106 209L104 211V210H102V207H101V210H98V208H97V210H95L97 212L94 213V214L95 215L98 214V221H96V219H92V218L97 217V215L95 217H92V218H91V216H86L85 217V215H86L85 213H88V212H83V210H81V209L80 210L82 211V213L81 214H80V212H78V213L80 214V216L82 218H79L78 219V217H77L79 215L78 214L76 216L77 219L75 220L74 217L71 216L72 215V214H70L71 212H68L67 213L66 210H70V208H68V207H67L68 209H66L65 210L66 212H64V213L65 214L66 213L67 214H70L69 216L70 217H73V218L69 220V217L67 219L66 218V215H65V217L63 216L65 219L62 218V214H60V213H63V212L60 211L61 207H59V206H61L60 204H62L63 200L65 198H68L69 195L67 193H57L54 190V188H53V182L51 180H49V179L46 178V174L47 173H49L50 171L52 173L56 169L55 172L61 175L62 179L66 183V187H67V184L70 185V188H67V189H70V192L69 191L68 192H69L70 196H72V195H75L77 193V189H79L80 183L78 185H76V184L78 182H80L81 174L85 175L87 177V179L90 180L91 182H93L94 180L92 178H89V176L95 177L96 174H97V177L98 178L100 177V175H99L100 173L99 174L98 173L95 174L94 172L87 171L88 167H93L96 170H98V172L99 171L101 172V177L104 180L102 184H104L105 187L110 188L112 192L114 191L113 192L114 193V198L117 195V202L115 203L116 204V214H115V217H116L117 223L121 226V228L123 229L124 232H127L129 235L132 236L133 241H134V243L132 245L135 246L134 247L136 249L135 252L137 254H139V255H137L139 258L138 257H133L132 261L134 260V262H132L131 264H141L140 263V258H142V261H143V258L144 257H148L147 264H159L158 259H157V256L155 254H153L154 251H161V252H163L164 255H165V258H166L167 255L168 256H171V254H168V252L165 251V248H166L167 242H172V243L175 242L176 244L178 243V241L176 240L177 237H174V235H173V230L176 227H178V226H176L178 224V222L175 219L174 220L171 219L170 216H174V215L171 212H169L168 210H166V208H164L163 210H158L157 209L158 206L162 205L158 201V197L156 196L154 198V202L155 203H153V205H151L152 202H150V204L148 203L149 205H151V209H148L147 210L146 207L143 205L144 203H141L138 200L139 197L137 199V195H136V193L140 195L141 193H139L140 192L139 188L141 189V186L144 187L143 185L140 186L138 184V183L142 184L141 182H138L137 183L135 180H132L130 177H127L126 180H125L123 178V176H121V174H120L121 173V170L118 171V174L120 175V177H121L120 179L121 180L120 181L119 180H114L112 178V176H111L110 171L109 170H104V168L101 166L102 162H101L100 159L96 158L93 161L87 160L91 156L92 157H97L100 154L97 153V151L95 150L94 146H92L88 140L83 139L82 136H80V133H79L80 130L77 132L78 129H76V128L73 127V125L76 127V124L78 125V123H75L74 120H72L70 117H68V115H65L62 110L58 109L54 105L43 104L41 106L40 111H39L38 108ZM85 103H87V102L85 101ZM85 103H84L83 106H85V105L87 106L89 104V103H87V104H85ZM101 103H102V105H101ZM126 104H125L126 107L124 106V109L122 108L123 110H125L126 108L129 109V107H130L129 106L130 105L129 104V101H128V105H126ZM96 105H95V107H96ZM109 105L111 107H109ZM117 105H120V104H117ZM89 106H91V105L89 104ZM93 108H94V106L92 107L91 111L92 110L94 111V109L96 110V108H94V109ZM9 109H11V108H9ZM113 109H114V107H113ZM140 109H142V113L143 114H141V110ZM133 110H135V109H133ZM233 110L236 112V115H233L234 114V111ZM98 111H99V109H98ZM98 111H96V112H98ZM127 111H130V110H127ZM163 111L165 112V110H163ZM232 111H233V114H232ZM0 112H1V110H0ZM111 112H115V111L112 110ZM2 114H3V112H2ZM8 114H10V113H8ZM131 116L134 117V118H130ZM119 117H121V116L119 115ZM122 117H121V119H122ZM3 118H5V116ZM155 122H156V124H155ZM232 122H233V124H232ZM2 123H4V122H2ZM130 126L128 125V127H127L129 129V131L131 130ZM153 127H154V130H153ZM125 128H126V126H125ZM174 128L175 127H173V129ZM1 130H0V132H1ZM3 130H4V128H3ZM242 130H243V132H242ZM131 132H132V130H131ZM141 132L143 134L146 133L145 134L146 135V137H145L146 139H147V136H148L147 133L149 134L148 137H150V138H148L149 141H150V143H147L148 141L147 142L146 141L144 142V147L146 148V151L147 152L144 151V153H142L143 155L145 154V152H146V154L148 153L147 156H149V158H145V157L144 158H141L139 156H141L142 154L141 155H138V152H135L134 151V150H138L137 149L138 146H140L142 144V142L144 141L143 139L142 140L140 139L141 140L140 145H139V143H136L137 140H138L136 138L138 136L139 137H142V138L144 137V136H142L143 134ZM2 133H6V131H2ZM2 133H0V134L2 135ZM153 134H156V135H153ZM235 134H238V132L235 133ZM240 134H238V135H240ZM236 138H238L237 141L235 140ZM240 138L243 139V136L240 137ZM61 139L63 141H65V142H68L69 143V146L71 148H78L79 147L78 149L80 150V152L84 149V151H85L84 155L88 154L89 152L90 153L93 152L94 155L91 154L87 159H85L86 160V168L85 169L81 170L80 167L78 165H76L75 163H73V162H70V161H67V162L62 161L61 158H60L59 153L53 154V157L50 158L49 154L51 152H53V150H55L58 147L59 140H61ZM242 139H241V141H242ZM168 140H169V144H168ZM124 141L125 140H123L121 142L123 143ZM126 142H127V140H126ZM259 142H260V145H261L262 149L264 150V133H263V136L260 137ZM145 143H146V146H145ZM178 143H180V141H178ZM124 144H125V142H124ZM148 144H149V146H148ZM133 145H135V146H133ZM124 146H126V144ZM127 146H129V145H127ZM141 146H143V145H141ZM238 146H240V147H238ZM145 148H144V150H145ZM178 151H181V152H178ZM101 152L102 151H100V153ZM176 152L178 154H176ZM186 158H184V159L186 160ZM179 163H178V165H179ZM188 164H189V162H188ZM63 168H65L64 169L65 171H59L60 169H63ZM97 168H99V169H97ZM137 169H138V167H137ZM255 171H254V173H256ZM135 172L137 173V171H135ZM123 174H125V172ZM211 174H212V176H211ZM126 176H128V175L125 174V177ZM155 179H157V180H155ZM158 181H160V180H158ZM71 187H73V188L71 189ZM144 189H145V187H144ZM219 189H220L219 187H216V189H214L213 192H212V199H213V201H212V206L211 207H212V209H213L214 212H216V213H218V214L221 215L222 211L225 209V206H224L223 199L219 195L220 194L219 193ZM142 190L143 189H141V192H142ZM63 191H65V190H63ZM152 191H153V189H152ZM14 192H16V191H14ZM148 192H149V190H148ZM149 193H151V192H149ZM156 193L157 192L155 191V194ZM67 195H68V197H67ZM143 195H144V193H143ZM145 195H146V193H145ZM164 195H165V193H164ZM75 196H77V195H75ZM151 196H153V195H151ZM146 197H148V196H146ZM75 199L76 198H74L73 200H75ZM148 199H150V198H148ZM18 200L20 202H17ZM69 200H70V197H69ZM146 200H147V198H146ZM67 201H68V199H67ZM71 202H73V201H71ZM71 202L69 204H72ZM148 204L146 206H149ZM64 206H67V205L64 204ZM72 210H74L73 209V206H72ZM150 210L153 211V212L156 211L154 213L155 215ZM241 210L242 211L240 213H242L244 209H241ZM64 213H63V215H64ZM113 213H114V211H113ZM156 213H159L158 217L160 216V214H162V217L163 218L165 217V220H167V221H163L164 219L160 220L158 218H157V220H158L157 221L156 218L154 217V216H156ZM91 214H93V212H91ZM99 214H100V216H99ZM166 214L168 215V217H166ZM260 214H261V212H259L258 215L255 214L256 215V216L254 215L255 217L252 216L251 218L246 219V221H243V222L238 221V223H230L231 230L233 231V242L235 243L236 249H238V250L239 249H243L245 246H251L254 242H258V241H262L263 244H264V218L261 219L260 217L262 215L260 216ZM262 217H264V216H262ZM31 220H32V222H31ZM71 220H73V221H71ZM174 222L177 223V224L175 225ZM188 223H190V222H188ZM159 224L162 227H160ZM190 225H191V223H190ZM190 225H188V226H190ZM116 226L117 225H115L114 227H116ZM166 226H168L169 228L171 227L173 230L172 231H169L170 229H168V228L166 230V228H165ZM26 229H25V231H26ZM194 231H196V230H194ZM4 233H6V232H4ZM16 233H18V232H16ZM8 234L5 235V236L0 235L1 236L0 237V264H26V263H21L22 257L20 255V251L14 245L15 244L14 243L15 241L12 242V243L10 242L9 238L11 236H9V238H8ZM179 240L181 242V239H179ZM189 242H191V241L189 240ZM17 243L18 242H16V245H17ZM111 244L113 245V243H111ZM114 244H115V242H114ZM185 245H187L190 249H192L193 251H195L194 248L191 246L190 243L187 242V244L185 243ZM59 247H61V246H59ZM253 248H257V251H256V249H254V250L256 251V253H257L258 256L260 255V252H263V250L262 251H259L260 250V247L257 246V245L254 246ZM202 249H201V247H199L198 248V251L201 252L203 254V256H205V254L208 255ZM250 250H248V251H250ZM45 251H46L45 254H47L49 256H55L56 259H57V261H59L61 259V257H62V252L60 250H57L55 252H51L50 250L47 251V249H46ZM71 252H69V253H71ZM199 252H197V254ZM251 252H249L248 254H251ZM194 254L197 257L196 252ZM143 255H144V257H143ZM193 255L186 259V261H185L186 264L187 263L194 264V262H193ZM79 258H80V256H79ZM208 258H209V256H208ZM256 258H258V257H256ZM35 259H34L35 261L38 260L37 258H35ZM76 259H78V258H76ZM262 259H264V258H262ZM165 260H166V263L167 264H175L174 262L171 261V259L169 257H167ZM39 261H40V259H39ZM127 261H128V259H127ZM256 261H258V259ZM262 261H260V262H262ZM260 262L258 264H261ZM42 263L44 264V262H42Z\"/></svg>", "mask_w": 264, "mask_h": 264}]
</instances>
